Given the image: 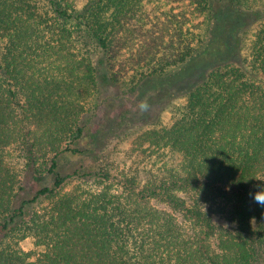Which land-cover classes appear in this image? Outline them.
Listing matches in <instances>:
<instances>
[{"label":"trees","instance_id":"trees-1","mask_svg":"<svg viewBox=\"0 0 264 264\" xmlns=\"http://www.w3.org/2000/svg\"><path fill=\"white\" fill-rule=\"evenodd\" d=\"M245 1L0 0V264H264V8L251 23ZM180 65L210 70L140 161L58 173L101 71Z\"/></svg>","mask_w":264,"mask_h":264},{"label":"rangeland","instance_id":"rangeland-1","mask_svg":"<svg viewBox=\"0 0 264 264\" xmlns=\"http://www.w3.org/2000/svg\"><path fill=\"white\" fill-rule=\"evenodd\" d=\"M86 1L79 0L80 5ZM245 3L247 6L259 8L252 9L259 13L256 15L250 13L251 23L256 21L259 15L263 16L261 9L264 8L263 1L247 0ZM250 39L249 34L243 37L242 53L245 56L249 53L247 45ZM201 48L202 44L197 49ZM181 67L182 65L170 68L151 80L127 85L112 82L101 71L100 87L94 96V103H90L81 120L83 134L71 146L77 153H62L57 158L58 173L61 176H68L82 169L88 172L93 168L99 169L108 163L122 168L130 166L134 161H140L144 136L148 140V133L157 125L170 126L174 121L175 111L186 103L187 94L193 88L194 82L210 70L205 67L195 69L196 67L192 66V74H185V69L180 75ZM175 73L179 74L174 78H167ZM191 77L196 79L192 80ZM141 101H146L150 105L148 111H140ZM53 182L54 178L47 176L40 184L51 186ZM74 183L70 182L68 187L72 189ZM24 184L27 193L37 187L31 174L26 176ZM40 184L38 185L41 186ZM21 245L25 251L33 255L41 252L30 239Z\"/></svg>","mask_w":264,"mask_h":264},{"label":"clouds","instance_id":"clouds-1","mask_svg":"<svg viewBox=\"0 0 264 264\" xmlns=\"http://www.w3.org/2000/svg\"><path fill=\"white\" fill-rule=\"evenodd\" d=\"M149 107L150 105L146 101H141L139 104V109L141 112L148 111ZM257 188L258 190L254 193H251L250 195H252V198L255 203L264 207V186L258 185Z\"/></svg>","mask_w":264,"mask_h":264}]
</instances>
